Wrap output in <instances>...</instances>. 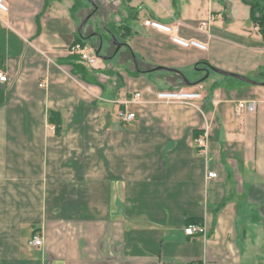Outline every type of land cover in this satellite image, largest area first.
<instances>
[{
	"label": "crops",
	"instance_id": "1",
	"mask_svg": "<svg viewBox=\"0 0 264 264\" xmlns=\"http://www.w3.org/2000/svg\"><path fill=\"white\" fill-rule=\"evenodd\" d=\"M93 1L0 10V264H264V36L250 6ZM148 19L208 47L175 44ZM78 36L103 39L95 65L74 67ZM179 89L202 97L157 100ZM190 221L209 236L186 235Z\"/></svg>",
	"mask_w": 264,
	"mask_h": 264
},
{
	"label": "built area",
	"instance_id": "2",
	"mask_svg": "<svg viewBox=\"0 0 264 264\" xmlns=\"http://www.w3.org/2000/svg\"><path fill=\"white\" fill-rule=\"evenodd\" d=\"M0 10L7 11L8 10V5L5 2V0H0ZM209 24L208 21H203L201 23V28L204 29L207 27ZM145 26L157 29L159 31H163L167 34L170 35V38L172 42L175 44H178L183 47H196L200 48L203 50L207 49V45L203 43L202 41L198 39H187L181 36L180 34V24H169V23H164L156 19H148L145 21ZM72 52L78 53L81 57V60L86 62L88 65H95L96 64V56L94 49L85 45H74L72 47ZM9 77L6 73L0 70V82H8ZM141 92L135 93V99L141 97ZM202 97V94L199 92H194V91H188L185 89H179V90H162L157 92V100L161 103H180V104H194V101L197 99H200ZM240 108H245L249 111H254L256 109V102L255 101H249V102H240L239 103ZM119 116L125 120V121H130L136 118V113L134 112H127V111H120ZM209 136L208 134H205L202 136L198 143L201 146H206L208 143ZM210 178H216L217 173L216 172H210L208 175ZM186 235L191 236V237H196V236H204L208 237L210 234V228L204 221H197V222H192L186 225L184 229ZM43 242L42 236L39 234H36L33 236L31 239L30 243L35 246L41 245ZM198 264V263H195Z\"/></svg>",
	"mask_w": 264,
	"mask_h": 264
},
{
	"label": "trees",
	"instance_id": "3",
	"mask_svg": "<svg viewBox=\"0 0 264 264\" xmlns=\"http://www.w3.org/2000/svg\"><path fill=\"white\" fill-rule=\"evenodd\" d=\"M243 1L250 6L251 15L255 20V22L260 26L261 33L264 36V3L262 2V0H243ZM78 44L81 46L86 45V42H84L81 36H78V39L74 43V45H78ZM71 60L74 64V67H77L79 64L76 62V60H81V57L78 53H74L71 56ZM54 121L56 123L57 130L60 131L62 126V119L59 113L54 114ZM192 222H197V221H190L189 223Z\"/></svg>",
	"mask_w": 264,
	"mask_h": 264
},
{
	"label": "water",
	"instance_id": "4",
	"mask_svg": "<svg viewBox=\"0 0 264 264\" xmlns=\"http://www.w3.org/2000/svg\"><path fill=\"white\" fill-rule=\"evenodd\" d=\"M89 1L92 3V5L94 6V8H97V4H96L93 0H89ZM89 17H90V16H89ZM89 17L85 18V19L83 20V22L81 23V26H80V28H79V33H80V34H82V29H83L84 26L86 25V23H87ZM111 35H112V37H113L114 44L117 45V47H116V51H118V50L123 46V43H121V42L118 40V38L116 37L115 34L111 33ZM102 45H103V39H101V43H100V45H99L98 47L94 48L95 55L98 56V57H100V51H101V49H102ZM134 59H135V61H136V63H137V57H136L135 55H134ZM215 70L218 71V72H220V73L226 74V75H232V76H234V77H237V78H240V79H244V80H247V81L252 82V83H256V81H254V80H252V79H250V78H247V77L241 76V75H237V74L229 73V72L222 71V70H219V69H215ZM184 78H185V80H186L187 83H190L186 77H184Z\"/></svg>",
	"mask_w": 264,
	"mask_h": 264
},
{
	"label": "rangeland",
	"instance_id": "5",
	"mask_svg": "<svg viewBox=\"0 0 264 264\" xmlns=\"http://www.w3.org/2000/svg\"><path fill=\"white\" fill-rule=\"evenodd\" d=\"M95 56H96V55H95ZM96 58H97V59H99V57H98V56H96Z\"/></svg>",
	"mask_w": 264,
	"mask_h": 264
}]
</instances>
